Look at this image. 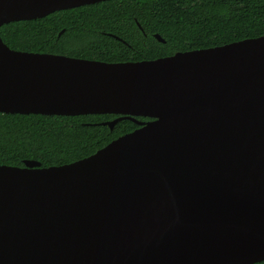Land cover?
<instances>
[{"label": "water", "instance_id": "water-1", "mask_svg": "<svg viewBox=\"0 0 264 264\" xmlns=\"http://www.w3.org/2000/svg\"><path fill=\"white\" fill-rule=\"evenodd\" d=\"M105 1L0 0V27ZM0 113L139 126L70 164L0 166V264L264 261V35L119 63L0 38Z\"/></svg>", "mask_w": 264, "mask_h": 264}, {"label": "trees", "instance_id": "trees-1", "mask_svg": "<svg viewBox=\"0 0 264 264\" xmlns=\"http://www.w3.org/2000/svg\"><path fill=\"white\" fill-rule=\"evenodd\" d=\"M262 35L264 0H109L0 27L12 50L107 63L154 60ZM116 117L0 113V166L32 161L48 168L86 158L139 127L129 119L112 129L102 124Z\"/></svg>", "mask_w": 264, "mask_h": 264}]
</instances>
